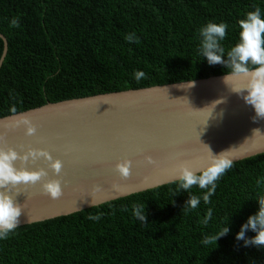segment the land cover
Returning <instances> with one entry per match:
<instances>
[{
	"label": "trees",
	"instance_id": "obj_1",
	"mask_svg": "<svg viewBox=\"0 0 264 264\" xmlns=\"http://www.w3.org/2000/svg\"><path fill=\"white\" fill-rule=\"evenodd\" d=\"M257 7L264 11V0H0V34L8 41L0 118L48 103L233 74L202 57L199 30L210 21L226 23L227 52L239 40L238 21ZM4 49L0 37V60ZM137 71L144 75L137 78ZM205 191L196 185L183 191L178 181L17 227L0 240V264H264V248L236 239L264 195V153L233 163L209 202ZM190 195L200 199L195 209L186 205ZM137 208L147 221L136 218ZM228 223L231 231L218 240ZM206 238L212 242L205 245Z\"/></svg>",
	"mask_w": 264,
	"mask_h": 264
},
{
	"label": "water",
	"instance_id": "obj_2",
	"mask_svg": "<svg viewBox=\"0 0 264 264\" xmlns=\"http://www.w3.org/2000/svg\"><path fill=\"white\" fill-rule=\"evenodd\" d=\"M0 37L1 70L8 41ZM250 78L251 73H233L99 94L0 118V150L20 153L13 162L18 169L46 172L36 183L0 188L22 208L18 227L178 182L181 166L200 174L218 166L219 155L237 163L263 154L264 117L233 91L246 88ZM25 121L36 128L34 134ZM32 150L61 160V171L41 156L24 160ZM125 160L131 161L126 177L117 169ZM48 181L62 184L59 198L45 191Z\"/></svg>",
	"mask_w": 264,
	"mask_h": 264
},
{
	"label": "clouds",
	"instance_id": "obj_3",
	"mask_svg": "<svg viewBox=\"0 0 264 264\" xmlns=\"http://www.w3.org/2000/svg\"><path fill=\"white\" fill-rule=\"evenodd\" d=\"M15 23V21L13 22ZM239 40L227 52L221 45L228 34V25L226 23L210 21L200 28V53L206 58L211 65L223 64L232 69L235 74H249L251 78L248 86L244 89L233 90L243 95L245 102L254 107L258 117H264V11L257 7L254 11H249L238 21ZM132 42V35L126 37ZM144 75L142 71H137L136 77ZM227 76L225 77L226 82ZM246 90V94L245 93ZM28 125L27 132L32 135L36 128L30 122L25 121ZM226 152V151H225ZM41 156L51 162V167L59 173L63 167V162L59 159H53L51 153L40 150H32L25 153L24 160L30 157ZM218 166L213 167L210 171H204L200 174L194 173L187 166H181L179 181L180 188L183 191H189L194 185L206 190L203 196L204 202H209L210 197L216 191V182L229 169L233 167V160L220 156ZM21 159L20 153L15 149L0 150V188L17 184H29L40 181L46 175L44 170L18 169L14 166V161ZM149 162H152L149 157ZM131 161L125 160L117 165V169L122 176H128L130 173ZM45 191L52 198H59L63 194L62 184L59 181H48L44 184ZM259 204L258 210L250 215L245 223L240 227L236 234L238 241H243L245 247L255 246L264 248V195L256 199ZM200 199L190 195L186 205L195 209L199 206ZM22 214V208L16 204L13 197L7 192L0 191V240L8 238L19 226V218ZM212 210L209 209L205 223L212 218ZM135 216L141 221H147V215L144 210L137 208ZM89 219L99 220V216H89ZM231 231L230 224L218 236L227 235ZM254 232L255 235L249 237L248 232ZM210 239H205V245L210 244Z\"/></svg>",
	"mask_w": 264,
	"mask_h": 264
}]
</instances>
